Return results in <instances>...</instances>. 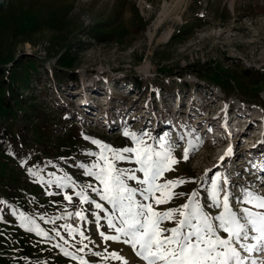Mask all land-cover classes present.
<instances>
[{"label": "rangeland", "instance_id": "rangeland-1", "mask_svg": "<svg viewBox=\"0 0 264 264\" xmlns=\"http://www.w3.org/2000/svg\"><path fill=\"white\" fill-rule=\"evenodd\" d=\"M191 99L210 110L195 104V118ZM199 114L219 119H204L207 130ZM245 117L251 132L230 148ZM126 130L174 145L179 163L161 179L183 178L173 191L185 195L160 210L195 191L218 213L208 207L217 173L235 210L242 189L264 194V0H0V264H123L113 253L145 264L104 238L117 234L112 208L87 174L101 145L136 147Z\"/></svg>", "mask_w": 264, "mask_h": 264}, {"label": "snow or ice", "instance_id": "snow-or-ice-1", "mask_svg": "<svg viewBox=\"0 0 264 264\" xmlns=\"http://www.w3.org/2000/svg\"><path fill=\"white\" fill-rule=\"evenodd\" d=\"M142 135L124 132L136 147L114 149L101 145L98 161L88 168L87 174L102 185V190L92 188V191L100 193L101 199L111 205L107 225L117 233L101 235L107 240L129 245L145 264H248L249 261L257 264L251 254H264V194L242 189V196L236 198L242 206L235 210L230 203L231 193L219 186L217 173V178L211 180V204L208 207L219 209L218 213L207 211L195 191L180 206L160 210V205L185 195L173 189L187 181L183 178L161 179L179 163L173 156L174 145L164 137L157 141L159 148L146 145ZM93 143L101 142L94 140ZM189 145L192 146L191 141ZM132 159L138 165L135 170L117 166L119 161ZM183 159H189V148L184 149ZM137 172L143 177H138ZM129 181H135L138 186H130ZM77 195L82 201L89 199L83 190ZM92 202L97 209L107 211L101 203ZM169 222L173 226H166ZM35 230L46 235L38 226ZM112 255L123 264H129L119 254Z\"/></svg>", "mask_w": 264, "mask_h": 264}, {"label": "bare ground", "instance_id": "bare-ground-1", "mask_svg": "<svg viewBox=\"0 0 264 264\" xmlns=\"http://www.w3.org/2000/svg\"><path fill=\"white\" fill-rule=\"evenodd\" d=\"M94 96H97V97H99V95L98 94H94ZM208 106H211V103L209 102H207V104L206 103H204L203 104V108H205L206 110H210L209 108H208ZM201 113H203V112H201ZM220 114V113H219ZM221 115H222V112H221ZM198 116H200L201 118H199V122L200 121H202L203 120V122L206 120V121H212L213 122V120H212V118L213 119H219V116H216V117H212V116H210V115H203V116H201V114H199ZM206 116V117H205ZM254 116V118L255 119H258V118H260L261 116L260 115H253ZM252 116V117H253ZM252 117H250V118H247V117H245V118H243V120L245 121L246 120V122H247V126L246 127H241V131H239L235 136V138L233 139V141H232V143H231V145H230V148L232 147V144L235 142V140H238L240 137L241 138H243L244 136H245V134L246 133H248V132H251V124H252V122H253V119H252ZM205 119V120H204ZM232 120V119H231ZM217 121L218 120H216V122H214V123H217ZM230 121V120H229ZM212 122H210V123H212ZM207 129H210V127H208ZM231 137L233 138V136L231 135ZM249 138L248 139H250V138H252V137H250V136H248ZM247 138V137H246ZM251 141V140H250ZM251 143V142H250ZM256 143V142H255ZM255 143H253V145H250L251 146V148H253V147H255L256 146V144ZM234 145H235V143H234ZM219 146H222V143H220L219 144ZM237 147V146H236ZM249 147V146H248ZM256 148V147H255ZM242 150H244V149H242ZM240 152H241V150H240ZM217 153V152H216ZM255 153V152H254ZM225 154H226V152H220L219 153V156H218V158L220 159V158H222L223 156H225ZM256 154V153H255ZM230 155V154H229ZM244 160H246V159H243L242 160V162L244 163ZM128 247V246H127ZM122 248H123V250H124V252H125V254L126 255H131L130 254V251H129V249H127L126 248V245L124 246H122Z\"/></svg>", "mask_w": 264, "mask_h": 264}]
</instances>
